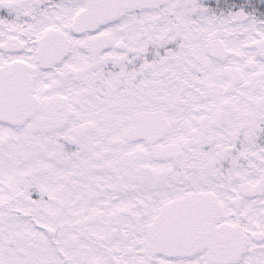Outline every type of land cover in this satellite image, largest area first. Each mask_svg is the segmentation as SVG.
Here are the masks:
<instances>
[{"label":"snow or ice","instance_id":"1","mask_svg":"<svg viewBox=\"0 0 264 264\" xmlns=\"http://www.w3.org/2000/svg\"><path fill=\"white\" fill-rule=\"evenodd\" d=\"M0 264H264V0H0Z\"/></svg>","mask_w":264,"mask_h":264}]
</instances>
